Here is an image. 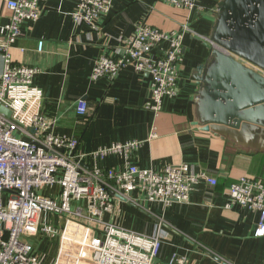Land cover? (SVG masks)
<instances>
[{"label": "crops", "instance_id": "obj_1", "mask_svg": "<svg viewBox=\"0 0 264 264\" xmlns=\"http://www.w3.org/2000/svg\"><path fill=\"white\" fill-rule=\"evenodd\" d=\"M6 1L0 0V27L11 16ZM220 1L204 0L200 9L187 10L163 0H111L109 13L91 28L72 19L74 1L44 0L40 17L20 25L21 36L9 49L13 65L37 70L33 85L43 92L41 101L27 104L26 113L52 121L55 134L76 138L78 153L137 142L131 162L141 169L159 171L188 164L195 173L217 180L214 187L200 180L188 202L169 206L148 202L133 192L141 209L115 201L113 211L103 215L105 223L144 235L159 228L162 243L153 264H169L173 258L181 264H264V236L254 235L259 213L240 206L225 209L227 189L239 177L264 181V153L223 141L194 124L198 87L192 71L209 60L205 45H211L209 37ZM141 21L163 32L180 31L187 24L201 37L184 34L176 92L163 99L157 114L147 109L151 98L148 75L126 67L112 81L91 79L95 61L102 54L121 56L122 39L130 37ZM160 55V46L152 49V57ZM4 67L0 54V74ZM78 101L87 105L84 116L75 112ZM125 164L120 153L98 162L100 168L115 170ZM56 193L55 188L42 191L46 196ZM50 223L61 231L59 239L41 234L29 239L31 251L41 263L60 259L62 264H91L86 259L75 261L77 247L69 242L74 237L99 235L100 227L76 225L55 215L50 216Z\"/></svg>", "mask_w": 264, "mask_h": 264}, {"label": "built area", "instance_id": "obj_2", "mask_svg": "<svg viewBox=\"0 0 264 264\" xmlns=\"http://www.w3.org/2000/svg\"><path fill=\"white\" fill-rule=\"evenodd\" d=\"M44 0H7L11 12L7 24L0 27V54L5 67L0 74V107L10 111V117L0 114V264H42L32 253L29 239L37 234L59 239L61 231L50 223V216H64L68 221L86 227H100V234L74 237L69 244L77 247L75 261L86 259L91 264H153L161 247L160 229L150 235L123 229L103 222L111 213L115 201H123L141 209V199L165 206L186 203L195 184L204 180L209 186L217 180L195 173L188 164L170 166L156 171L141 169L131 162L137 142L117 144L88 153H78V140L55 134L53 122L40 114H28L29 102L41 101L43 92L33 85L36 69L13 65L9 49L21 36L20 25L36 21ZM71 17L76 23L95 28V23L107 15L111 0H72ZM187 10L200 9L204 0H163ZM201 38L187 24L180 31L163 32L141 21L130 37L122 39V54L112 57L102 54L91 71V79L112 81L120 71L132 67L136 73L150 77L151 98L147 109L157 114L165 97H172L177 86V63L182 56L184 34ZM160 46L161 55L151 56ZM78 116L87 113L84 101H78ZM120 153L126 159L120 170L104 169L98 162L107 155ZM86 160L89 163H86ZM57 189L56 194L43 195L45 189ZM225 209L240 206L259 213L256 237L264 236V181L241 176L228 189ZM64 250L61 249V256ZM60 256V257H61ZM59 257V258H60ZM173 258L169 264H181ZM50 264H62L55 259Z\"/></svg>", "mask_w": 264, "mask_h": 264}, {"label": "water", "instance_id": "obj_3", "mask_svg": "<svg viewBox=\"0 0 264 264\" xmlns=\"http://www.w3.org/2000/svg\"><path fill=\"white\" fill-rule=\"evenodd\" d=\"M215 17L209 60L192 71L194 124L264 153V0H221ZM0 114L10 117L4 107Z\"/></svg>", "mask_w": 264, "mask_h": 264}]
</instances>
